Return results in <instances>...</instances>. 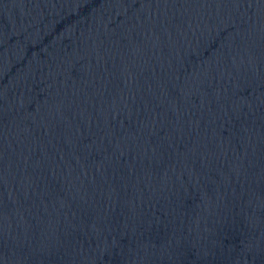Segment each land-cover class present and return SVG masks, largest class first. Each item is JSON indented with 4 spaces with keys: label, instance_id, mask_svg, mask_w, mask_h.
Here are the masks:
<instances>
[{
    "label": "water",
    "instance_id": "95a60500",
    "mask_svg": "<svg viewBox=\"0 0 264 264\" xmlns=\"http://www.w3.org/2000/svg\"><path fill=\"white\" fill-rule=\"evenodd\" d=\"M0 264H264V0H0Z\"/></svg>",
    "mask_w": 264,
    "mask_h": 264
}]
</instances>
